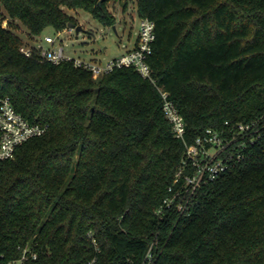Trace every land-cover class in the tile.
Here are the masks:
<instances>
[{"label": "trees", "instance_id": "trees-1", "mask_svg": "<svg viewBox=\"0 0 264 264\" xmlns=\"http://www.w3.org/2000/svg\"><path fill=\"white\" fill-rule=\"evenodd\" d=\"M108 1L0 0L8 16H0V94L48 124L0 163V254L15 256L30 240L38 251L30 264H142L157 241L151 264H264V0H137L138 16L156 22L149 61L187 139L227 121L257 129L188 213L163 218L156 209L185 147L156 85L134 67L94 77L72 60L26 55L12 25L30 42L77 23L68 8L114 25Z\"/></svg>", "mask_w": 264, "mask_h": 264}, {"label": "built area", "instance_id": "built-area-1", "mask_svg": "<svg viewBox=\"0 0 264 264\" xmlns=\"http://www.w3.org/2000/svg\"><path fill=\"white\" fill-rule=\"evenodd\" d=\"M70 29H75L74 27ZM56 34H46L34 41H25L20 49L26 55H33L34 50L40 51L42 59L59 63L63 60H72L78 67L88 69L94 77H98L113 71L117 67H134L143 77L150 79L158 88L162 98V109L171 122L174 135L184 143V155L182 165L175 178V184L169 187L170 193L163 199L156 209L159 218H163L169 211H174L180 216L188 213L192 201L198 190L226 172L236 158L243 156L240 149L247 142V138L253 140L257 129L254 123L239 122L219 128L210 126L198 134L192 140L187 139L186 121L171 98L167 89L157 83L150 64V55L153 52L154 42L157 37L156 22L148 17H139L137 39L135 44L119 55L107 59L85 58L72 56L65 51L64 45ZM48 130V124L31 122L22 112L18 111L9 95L0 94V163L15 156L19 145L28 139L41 136ZM176 182L177 183L176 185ZM96 249L99 251V243L92 232L89 233ZM150 244L142 264H151L155 259L154 245ZM38 251L36 243L28 240L18 245V254L7 257L0 254V264H30L36 259ZM94 257L90 264H95Z\"/></svg>", "mask_w": 264, "mask_h": 264}, {"label": "rangeland", "instance_id": "rangeland-1", "mask_svg": "<svg viewBox=\"0 0 264 264\" xmlns=\"http://www.w3.org/2000/svg\"><path fill=\"white\" fill-rule=\"evenodd\" d=\"M108 6L117 17L114 25L101 23L87 10L68 8L77 23L83 25L84 30H81L77 37L75 29L70 27L62 29L57 43L61 42L64 45L66 53L85 58L107 59L121 54L135 44L139 24L137 0H109ZM0 16L4 19L8 17L1 8ZM12 25L25 41H28L25 27L16 21L12 22ZM56 33L52 27H47L41 36Z\"/></svg>", "mask_w": 264, "mask_h": 264}, {"label": "water", "instance_id": "water-1", "mask_svg": "<svg viewBox=\"0 0 264 264\" xmlns=\"http://www.w3.org/2000/svg\"><path fill=\"white\" fill-rule=\"evenodd\" d=\"M69 26H71V27H74L75 28V30H76V33H77V37H78V34H79V32L81 31V30H84V27H83V25L82 24H80V23H76V22H70L69 23Z\"/></svg>", "mask_w": 264, "mask_h": 264}]
</instances>
